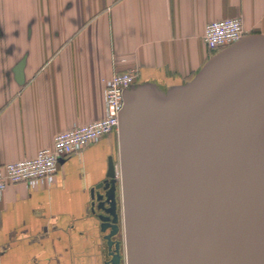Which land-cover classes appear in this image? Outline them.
I'll return each instance as SVG.
<instances>
[{"label": "crops", "instance_id": "crops-1", "mask_svg": "<svg viewBox=\"0 0 264 264\" xmlns=\"http://www.w3.org/2000/svg\"><path fill=\"white\" fill-rule=\"evenodd\" d=\"M233 17L245 34L264 33V0H0V164L100 119L115 71L161 86L188 81L211 56L205 25ZM109 155L118 168L117 133L62 158L49 186L9 184L0 264H103L90 191Z\"/></svg>", "mask_w": 264, "mask_h": 264}, {"label": "water", "instance_id": "water-1", "mask_svg": "<svg viewBox=\"0 0 264 264\" xmlns=\"http://www.w3.org/2000/svg\"><path fill=\"white\" fill-rule=\"evenodd\" d=\"M117 141L90 191L103 264H120L119 219L125 264H264V33L124 90Z\"/></svg>", "mask_w": 264, "mask_h": 264}, {"label": "built area", "instance_id": "built-area-1", "mask_svg": "<svg viewBox=\"0 0 264 264\" xmlns=\"http://www.w3.org/2000/svg\"><path fill=\"white\" fill-rule=\"evenodd\" d=\"M243 35L245 31L241 17L225 18L205 25L203 41L212 55ZM137 83L136 71L113 72L104 80V115L100 119L57 132L52 144L38 150L32 157L0 164V196L9 184H24L29 188L53 184L62 158L98 142L107 134L117 133L123 91Z\"/></svg>", "mask_w": 264, "mask_h": 264}, {"label": "flooded vegetation", "instance_id": "flooded-vegetation-1", "mask_svg": "<svg viewBox=\"0 0 264 264\" xmlns=\"http://www.w3.org/2000/svg\"><path fill=\"white\" fill-rule=\"evenodd\" d=\"M99 212H101V211H99ZM117 228H118V230H117L116 234L114 236H112V240L114 242H119V254L121 255L120 264H125V261H124V242H123V224H121L120 219H119V222L117 224ZM110 229L111 228H107L105 230L104 234H107L110 231ZM105 245H106V243H105ZM112 248H114V245L112 246ZM109 258H110V256L107 255V246H105V260H108Z\"/></svg>", "mask_w": 264, "mask_h": 264}]
</instances>
